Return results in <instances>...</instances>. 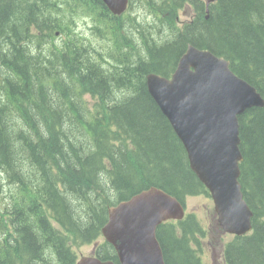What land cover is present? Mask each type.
Masks as SVG:
<instances>
[{"label": "trees", "instance_id": "obj_1", "mask_svg": "<svg viewBox=\"0 0 264 264\" xmlns=\"http://www.w3.org/2000/svg\"><path fill=\"white\" fill-rule=\"evenodd\" d=\"M184 6L194 15L179 23ZM127 10L121 18L102 0H0V181L17 186L0 209V264H74L70 238L94 241L107 207L149 186L182 203L209 195L145 82L149 72L169 77L187 44L228 59L264 98V0H212L207 13L205 0H129ZM78 11L94 17L95 35H111L104 51L76 34L50 42ZM238 124L252 230L223 255L264 264V107ZM203 230L193 214L161 223L164 263L200 264ZM94 254L117 262L104 239Z\"/></svg>", "mask_w": 264, "mask_h": 264}, {"label": "water", "instance_id": "obj_2", "mask_svg": "<svg viewBox=\"0 0 264 264\" xmlns=\"http://www.w3.org/2000/svg\"><path fill=\"white\" fill-rule=\"evenodd\" d=\"M212 0H205L206 13ZM113 15L126 11L129 0H102ZM208 14H206V17ZM148 93L182 143L189 166L213 201L223 232L241 236L252 230L253 212L239 181L238 115L264 107V98L230 68L229 60L207 48L187 44L169 77L146 74ZM184 203L157 186H149L107 207L101 234L117 262L81 255L74 264H165L156 236L167 220H181Z\"/></svg>", "mask_w": 264, "mask_h": 264}, {"label": "rangeland", "instance_id": "obj_3", "mask_svg": "<svg viewBox=\"0 0 264 264\" xmlns=\"http://www.w3.org/2000/svg\"><path fill=\"white\" fill-rule=\"evenodd\" d=\"M133 3L135 8L139 6V2ZM128 12L130 13V10H126L120 17L126 18ZM141 13L144 14L146 18V11H141ZM175 14L178 16L177 21L181 23L190 20L194 12L190 6H184L183 8L175 9ZM69 17L70 21L69 19L68 21L66 19L63 21V23H65L63 31L58 29L55 33V38L51 39L50 37V42L58 38L64 40L69 34H76L79 38H84L88 44L100 51H104V49L112 44L113 39L110 34H108V36L111 38H107L93 33L92 21L94 17H90V13L78 11L69 15ZM85 98L90 106L94 104V100L89 95H85ZM16 190L17 186L9 184V182L5 180L0 181V209L3 203L6 202L8 194H15ZM184 205L186 214H193L207 233V236L202 238L200 242V264H214V255H218L222 252L224 243L231 239V235L222 233L221 228L217 225L216 215L213 210V201L210 195L197 194L186 196L184 198ZM53 224L56 225L54 222ZM102 240V235H99L94 241L90 242H78L70 238L69 243L71 248L75 251L76 256L80 257L81 255H91L95 244H98Z\"/></svg>", "mask_w": 264, "mask_h": 264}, {"label": "flooded vegetation", "instance_id": "obj_4", "mask_svg": "<svg viewBox=\"0 0 264 264\" xmlns=\"http://www.w3.org/2000/svg\"><path fill=\"white\" fill-rule=\"evenodd\" d=\"M185 214H186V210H185ZM186 216V215H185ZM204 232H203V236H201L200 238H197L198 240H199V243L201 242V239L202 238H204V237H206L207 236V233H206V230H203ZM222 231V230H221ZM222 233H224V234H227L226 232H223L222 231ZM229 234V233H228ZM231 235V240L234 238V237H237V235H234V234H230ZM241 236H243V235H241ZM228 241H230V239L228 240ZM228 241H226L225 243H227ZM225 243H224V245H225ZM224 245H223V247H222V252L220 253V254H218V255H214V257H213V263L214 264H229L227 261H226V258L224 257V255H223V248H224ZM97 247V244H95V247H94V250H93V253L92 254H94L95 253V248ZM199 254V253H198ZM95 255V254H94ZM199 256V258H200V255H198ZM199 262H200V260H199Z\"/></svg>", "mask_w": 264, "mask_h": 264}, {"label": "bare ground", "instance_id": "obj_5", "mask_svg": "<svg viewBox=\"0 0 264 264\" xmlns=\"http://www.w3.org/2000/svg\"><path fill=\"white\" fill-rule=\"evenodd\" d=\"M104 4V3H103ZM107 8V7H106ZM108 10V9H107ZM240 137V136H239ZM241 139V138H240ZM195 174V173H194ZM196 176V175H195Z\"/></svg>", "mask_w": 264, "mask_h": 264}]
</instances>
